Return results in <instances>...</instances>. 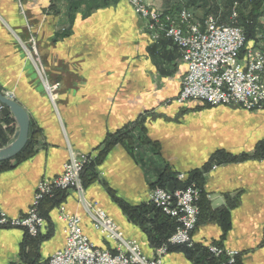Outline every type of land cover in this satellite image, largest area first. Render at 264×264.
I'll use <instances>...</instances> for the list:
<instances>
[{"label": "crops", "instance_id": "1", "mask_svg": "<svg viewBox=\"0 0 264 264\" xmlns=\"http://www.w3.org/2000/svg\"><path fill=\"white\" fill-rule=\"evenodd\" d=\"M20 1L22 6L0 0V91L27 111L33 143L30 155L10 158V167L0 170V211L10 218L23 216L37 183L58 175L72 152L97 156L108 135L123 128L126 134L100 154L96 177L86 174L82 193L68 190L59 205H41L45 217L39 238L27 241L22 228L0 227V264L22 263L23 246L39 263L62 248L61 212L78 214L83 233L96 246L112 249V242L93 228L84 199L97 202L124 236L151 256L147 234L118 201L145 204L162 172L188 177L206 165L192 241L198 248L214 243L237 250L239 264H264V159L252 156L264 141V111L210 106L199 99L175 101L186 72L182 50L163 35L152 41L126 0ZM153 3L163 24L174 17L161 0ZM26 23L37 40L43 77L57 84L54 103L26 57ZM5 119H13L6 107L0 114L2 130ZM16 130L13 119L10 133L3 135L7 142ZM217 150L248 155L212 162ZM199 260L194 263L180 249L163 258L164 264Z\"/></svg>", "mask_w": 264, "mask_h": 264}, {"label": "built area", "instance_id": "2", "mask_svg": "<svg viewBox=\"0 0 264 264\" xmlns=\"http://www.w3.org/2000/svg\"><path fill=\"white\" fill-rule=\"evenodd\" d=\"M128 2L139 16L148 20L149 28L155 30L159 21L157 12L147 10L143 0ZM163 31L181 48L186 65L181 89L175 98L177 102L199 99L211 106L235 103L246 110L264 109V47L247 43L241 27L219 24L212 17L201 22L190 12L182 10L177 22L171 21ZM31 49L36 54L34 47ZM246 50H253V57H246ZM3 108L0 103V114ZM89 160L86 154L71 158L58 176L41 180L23 216L10 218L0 211V227L23 228L29 235L36 236L44 223L37 210L40 200L50 196L55 189L79 187L81 172ZM179 178L183 179L184 175L180 174ZM198 199L199 189L193 182L174 190L151 189L148 202L177 222L166 243L155 248V257H147L139 244L126 238L120 227L95 204H88L90 210L87 213L93 226L116 244V254L91 242L81 230L78 215L63 212L60 218L64 221V245L52 253L45 264H164L163 256L168 245H192L191 233L199 213ZM209 249L215 255L225 254L230 263L238 255L237 250L216 246Z\"/></svg>", "mask_w": 264, "mask_h": 264}, {"label": "trees", "instance_id": "3", "mask_svg": "<svg viewBox=\"0 0 264 264\" xmlns=\"http://www.w3.org/2000/svg\"><path fill=\"white\" fill-rule=\"evenodd\" d=\"M82 0H72L73 3H79ZM77 3V4H78ZM252 8L249 10L248 15L243 14L241 11H239L238 21L239 23H236L237 25H242L246 34V38L250 39L255 34V24L257 21V18L262 15L261 6H264V0H251ZM233 24V23H232ZM9 121L13 122L12 119H6V122ZM126 128H123L119 131H117L114 134L108 135V137L105 140V145L103 149L101 150V153L106 152L109 147H111L113 144L117 143L118 141L123 140L125 137ZM10 131V130H9ZM4 131L0 129V139L2 140V144L4 145L7 143L4 139L5 137ZM4 140V141H3ZM32 137H29L25 146L21 149V151L16 154L13 158H17V160H21L32 152ZM97 154L92 161L83 168L81 172V182L83 185H85L86 181H88V177H90V180H92L94 177H96L95 172V166L98 164L101 154ZM253 157L257 158H264V141H260L256 144L254 151H253ZM246 158L245 154H239V155H233L230 153H226L222 150H217L211 155V161L212 162H230V161H237L240 159ZM10 162L8 160H4L0 162V170L9 168ZM208 165L204 166L201 171H195L192 172L184 181H180L177 179L176 174L174 173H167L165 174L162 172L159 176V178L152 184L153 187L160 186L162 188H165L167 190H174L177 188H184L186 185L190 184L191 182H194L196 186L200 189V174L203 173V171L208 170ZM86 174H88L86 176ZM201 190V189H200ZM65 191L55 189L52 194L49 196H44L37 207L38 214L44 218L45 214L41 211V205L48 201L53 206L59 205L60 202L63 200ZM202 194V193H201ZM120 204L123 212L128 216V218L133 221L134 223L138 224L143 231L147 234L149 244L150 246H159L164 243H166L168 237L174 232L177 223L174 221V219L170 218L169 216L163 214L161 210L157 207H155L151 203H145L141 204L135 207L128 206L124 204L123 202L118 201ZM198 205L200 208V198L198 199ZM199 217V216H198ZM198 223V222H197ZM23 229V228H22ZM24 230V229H23ZM25 239L28 241V239L36 240L39 238L40 234H37V237L30 236L26 230H24ZM182 250L185 255L194 261V263H197L196 261L199 260L198 258H201L198 262L201 264L207 263V264H214L215 261H217L219 264L224 262V264H239L238 257L236 256L233 263H228L227 256L224 254L213 256L208 251L207 247H201L198 248L196 245L186 246V245H168V250ZM21 258L22 263H11V264H43V263H37L36 261V255L35 253H31L30 251H25L24 246L21 249Z\"/></svg>", "mask_w": 264, "mask_h": 264}, {"label": "rangeland", "instance_id": "4", "mask_svg": "<svg viewBox=\"0 0 264 264\" xmlns=\"http://www.w3.org/2000/svg\"><path fill=\"white\" fill-rule=\"evenodd\" d=\"M127 1V3H128V5H129V7L131 8V11L133 12V14H135V16H137V18L140 20V24H141V28L145 31V32H147L148 33V36H149V38L152 40V41H155V40H157V39H159V37L161 36V35H163V36H166L165 34H164V29L166 28V26L171 22V21H175V22H177V18H178V15L180 14V12L182 11V10H186V11H188V12H190L192 15H196L197 17H199V18H202V20L200 19V21L202 22L204 19H206L207 17H212V18H214L215 20H216V22L217 23H219V24H235V25H237L236 23H239V21H238V16H239V11H241L243 14H245V15H248V12H249V10L252 8V5H251V0H161L162 1V3L163 4H165L164 6L166 7H170L171 8V10H172V12H174L175 13V15H174V17H172V18H170V19H168L167 20V23H165V24H163L162 22H161V19H162V12L154 5V1L155 0H143V4H144V6H145V8L147 9V10H150V9H154L156 12H157V14H158V16H159V21L157 22V24H156V28H155V30H151L150 28H149V22H148V20L146 19V18H144V17H142V16H139L133 9H132V7H131V5H130V3L128 2V0H126ZM17 3H18V6H22V4H21V1L20 0H17ZM263 9V10H262ZM260 10H262L261 11V13H262V15L260 16V17H258L257 18V21H256V24H255V34H254V36L252 37V38H250V39H247L246 38V42L247 43H249V44H253V45H255V46H259V47H264V6H261V9ZM237 26H239V27H241L242 28V30L244 31V28H243V26L242 25H237ZM26 29L28 30V33H29V35H28V39L26 40V41H24V42H22L23 43V47H24V50H25V54H26V57L28 58V59H30L32 62H33V64L35 65V67H36V70L38 71V74L39 75H41V77H42V80H43V83H44V87H45V90H46V92H47V94H48V96H49V99L52 101V103H54L55 101H56V98H55V96H54V94H55V89L57 88V84H53V86L52 85H50L49 84V82L47 81V79L46 78H44L43 77V74H44V72H45V69H44V66H43V63L40 61V58H39V55H38V48H37V40H36V37H35V34H34V32H33V30H32V27H31V25L30 24H28V23H26ZM160 30V31H159ZM159 31V32H158ZM155 32H157L156 33V35H154V33ZM244 33H245V31H244ZM166 37H168V36H166ZM245 37H246V34H245ZM169 38V37H168ZM170 39V38H169ZM171 40V39H170ZM172 41V40H171ZM173 43V42H172ZM174 44V43H173ZM174 45H176V44H174ZM177 46V45H176ZM31 47H34V49L36 50V54H35V51H33V49H31ZM181 89V88H180ZM180 91V90H179ZM2 94H4V95H6V96H9V97H11V95L10 94H6L5 92H2V91H0ZM178 95V94H177ZM176 95V96H177ZM12 98V97H11ZM176 98V97H175ZM175 98H174V100H175ZM168 101H171V100H168ZM176 101V100H175ZM187 101V100H186ZM202 101V100H201ZM185 102V101H184ZM206 103V102H205ZM225 105H238V106H240L241 108H243V109H245L242 105H240V104H235V103H231V104H225ZM211 106V105H210ZM6 106L4 105V108H5ZM246 110V109H245ZM247 111H264V109H255V110H247ZM11 114V113H10ZM11 117L13 118V116H12V114H11ZM6 120V119H5ZM13 120V119H12ZM13 126V122H11V121H9L8 123L7 122H5V126H4V129H3V131H4V135L5 134H7L8 133V131L11 129V127ZM9 133H10V131H9ZM6 142L8 141V138H5L4 139ZM3 140V141H4ZM13 140V139H12ZM11 140V141H12ZM10 141V142H11ZM2 142V140H0V146L2 145V147L3 146H5V145H7L8 143H10V142H7V143H5L4 145L1 143ZM1 148V147H0ZM244 154V153H243ZM81 155H84L83 153H75V152H72L71 153V155H70V159L72 158V159H76V158H79ZM86 155H88V158H90V160L88 161V163L87 164H85L86 166L92 161V159L96 156H94V155H92V154H86ZM245 155H248L247 153H245ZM67 159L63 164H62V170H61V172L63 171V167H64V164L65 163H67V162H69V160L70 159ZM259 159H264V158H259ZM85 167V166H84ZM60 172V173H61ZM59 173V174H60ZM58 174V175H59ZM182 174V173H181ZM58 175H56V176H58ZM179 175L180 174H178V176H177V178H178V180H180V181H184V179H186L187 177L184 175V178L183 179H181V178H179ZM55 176V177H56ZM52 178H54V177H52ZM51 179V178H50ZM43 180V179H42ZM41 181V180H40ZM39 181V182H40ZM38 182V183H39ZM37 183V184H38ZM194 183V182H193ZM195 184V183H194ZM196 185V184H195ZM155 187H160V186H155ZM197 187V186H196ZM36 188H37V186H36ZM154 188V187H153ZM152 188V189H153ZM162 188V187H161ZM198 188V187H197ZM165 189V188H164ZM199 189V188H198ZM59 190H63V191H68V190H75V191H77V192H80V193H82L83 192V190H84V186H83V184H82V182H81V185L79 186V187H72V188H67V189H59ZM36 191V190H35ZM151 191V190H150ZM200 196H201V190L199 189V198H200ZM148 200H149V196H148ZM148 200H147V203H149L148 202ZM88 204H95L96 206H98L100 209H102L103 210V208L97 203V202H95V201H89V200H85L84 199V209H85V211H86V213H87V211H89L90 210V207L88 206ZM197 204H198V201H197ZM155 206V205H154ZM156 207V206H155ZM198 207H199V205H198ZM158 208V207H157ZM198 209H200V208H198ZM28 210V209H27ZM104 212H105V214L107 215V217H109V218H111L107 213H106V211L105 210H103ZM162 212V211H161ZM63 212H61V214H62ZM66 213H68V212H66ZM163 213V212H162ZM69 214H73V213H69ZM164 214V213H163ZM76 215H78V214H76ZM87 215L89 216V214L87 213ZM166 215V214H165ZM79 216V215H78ZM168 216V215H167ZM198 216H199V213H198ZM60 217H61V215H60ZM79 218H80V216H79ZM89 218H90V220H91V222H92V219H91V217L89 216ZM171 218V217H170ZM198 218L199 217H197V221H196V224H195V227H194V229L196 228V226H197V222H198ZM61 219V218H60ZM112 219V218H111ZM172 219H174V218H172ZM43 220H44V218H43ZM62 220V219H61ZM63 221V220H62ZM112 221L115 223V221L112 219ZM174 221L176 222V220L174 219ZM63 223H64V221H63ZM80 223H81V220H80ZM177 223V222H176ZM116 224V223H115ZM116 225H118V224H116ZM92 226H93V222H92ZM80 227H81V224H80ZM177 227V226H176ZM19 228V227H18ZM64 228V227H63ZM93 228L95 229V230H97L94 226H93ZM121 229V228H120ZM194 229H193V231H194ZM82 230V229H81ZM99 233H101L99 230H97ZM193 231H192V233H193ZM40 232V231H39ZM64 233V232H63ZM192 233H191V235H192ZM39 234V233H38ZM104 237H106L103 233H101ZM86 235V234H85ZM124 235V234H123ZM31 236V235H30ZM37 237V235L35 236V238ZM170 237V236H169ZM168 237V238H169ZM64 238H65V235H64ZM107 238V237H106ZM109 241H111L112 242V244H113V248L112 249H106V248H100V247H98V246H96L92 241V243L96 246V247H98V248H100V249H102V250H106V251H108V252H110L111 254H116L117 253V247H116V244L113 242V240H111V239H109V238H107ZM129 239V238H128ZM168 240V239H167ZM195 245V243L193 242L192 243V245ZM64 245V244H63ZM171 246H172V244H170ZM161 245H159V246H155V247H153V246H151L152 248H153V254L151 255V256H147L143 251V253L147 256V257H155L156 255H155V253H154V251H155V248H157V247H160ZM214 246H216V247H218V248H220L221 246L220 245H217V244H210V245H208L207 246V248H208V251L211 253V254H213V256H218V255H215L213 252H211L210 251V247H214ZM63 247V246H62ZM221 248H223V247H221ZM61 249V248H60ZM226 249V248H225ZM59 250V249H58ZM55 251H57V250H55ZM54 251V252H55ZM53 252V253H54ZM170 251L167 249V251H166V254H168ZM166 254L163 256V258L166 256ZM219 255H222V254H219ZM225 255V254H224ZM226 256V255H225ZM237 256H239V252H238V255ZM50 257V256H49ZM48 257V258H49ZM236 257V256H235ZM227 259H228V256H227ZM235 259V258H234ZM36 261H38L37 259H36ZM47 262V260H45L44 262H42L43 264H45ZM234 262V261H233ZM232 262V263H233ZM37 263H39V262H37ZM163 263H164V261H163ZM228 263H230L229 261H228ZM222 264H224V262H222Z\"/></svg>", "mask_w": 264, "mask_h": 264}, {"label": "water", "instance_id": "5", "mask_svg": "<svg viewBox=\"0 0 264 264\" xmlns=\"http://www.w3.org/2000/svg\"><path fill=\"white\" fill-rule=\"evenodd\" d=\"M0 103L8 108L17 124L13 140L0 148V162H2L14 157L25 146L28 140L30 120L27 111L17 101L1 92Z\"/></svg>", "mask_w": 264, "mask_h": 264}, {"label": "bare ground", "instance_id": "6", "mask_svg": "<svg viewBox=\"0 0 264 264\" xmlns=\"http://www.w3.org/2000/svg\"><path fill=\"white\" fill-rule=\"evenodd\" d=\"M246 57H253V50H246Z\"/></svg>", "mask_w": 264, "mask_h": 264}]
</instances>
